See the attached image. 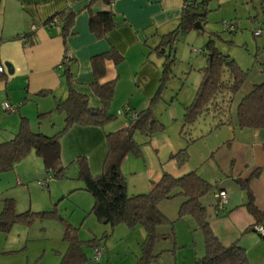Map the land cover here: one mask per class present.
I'll use <instances>...</instances> for the list:
<instances>
[{
    "label": "crops",
    "instance_id": "0c3cea01",
    "mask_svg": "<svg viewBox=\"0 0 264 264\" xmlns=\"http://www.w3.org/2000/svg\"><path fill=\"white\" fill-rule=\"evenodd\" d=\"M209 1L220 4L224 0H111L110 5L89 0H0V66L5 68L0 74V143L18 133L22 119L27 120L31 130L46 136H53L63 128L64 114L55 111V105L67 97L68 88L62 76L65 68L60 69L59 65L68 53L72 55L68 64L71 87L88 97L91 108L101 107L91 86L96 80L92 74L93 59H101L104 68V76L96 80L98 84L114 82L110 106L118 112L125 105L134 114L140 113L150 107L153 99L166 100L165 92L174 94V89L163 73L164 64L168 63L166 57L172 55L168 48L163 49L164 37L177 29L188 9L196 7L206 16ZM186 4L195 6L185 9ZM63 11L74 15L66 37L61 35L62 26L45 24ZM98 12L111 13L113 24L104 33L92 31L88 25ZM251 88L243 90L241 98ZM3 103H8L15 112L2 111ZM40 115L43 117L39 119ZM228 118V124L216 127L217 119L206 117L191 128L193 142L187 147L188 160L180 167L169 156L184 149L185 142L176 143L168 136L158 145L153 138L152 148L160 151L161 158L157 157V163L146 169L147 183L141 189L136 188L139 192L132 195L149 192L151 183L158 181L163 173L181 177L193 171L212 185L211 191L199 201L207 213L209 229L222 246L236 243L247 256L244 239L255 234L252 226L264 228V129L239 128L236 110L232 114L230 109ZM47 119L49 122L45 123ZM127 120L121 121L119 129L129 125ZM105 134L102 128L73 126L60 139L62 166L85 157L91 174L99 175L107 155ZM219 190L228 193L223 211L215 204ZM249 195L259 218L250 215L246 208ZM178 198L185 201L181 196ZM163 202L157 205L162 214ZM96 244L91 247L93 252L101 249L96 261L100 263L105 249L99 241ZM82 252L86 260L83 247Z\"/></svg>",
    "mask_w": 264,
    "mask_h": 264
},
{
    "label": "rangeland",
    "instance_id": "374dc122",
    "mask_svg": "<svg viewBox=\"0 0 264 264\" xmlns=\"http://www.w3.org/2000/svg\"><path fill=\"white\" fill-rule=\"evenodd\" d=\"M207 8L209 10L200 29L178 36L171 52L172 58L164 59L168 62L167 83L174 89V94L165 92L166 100L157 98L145 108H149L154 121L163 126L161 130L150 137L140 131L133 133L137 150L127 155L130 160L124 161L120 170L128 196L139 192L136 188L145 186L146 169L158 161L160 151L152 148L153 138L157 139L158 145L168 136L176 143L184 141L180 134L183 106L194 99L202 77L201 69L206 67L209 56L207 46L247 73L242 89L230 102L218 100L229 106L232 114L240 102L242 91L264 81V0H224L220 4L212 1ZM225 23L232 25L233 33L224 29ZM260 30L261 36H254V32ZM124 106L118 110L123 112ZM112 109V105L107 109L114 118L104 125L106 134L119 130L124 118L129 121L125 114L118 115V111ZM68 163L63 162L64 165ZM63 168V176L52 179L54 175L47 173L40 158L31 153L12 170L0 173V212L5 200H12L16 214H33L30 223H14L8 231L0 228V264H61L69 246L64 235L67 228L82 242L86 253L82 264H137L143 255L144 229L138 226L133 230L125 224L111 229L96 221L90 214L93 199L77 178L75 161ZM45 176L50 179L45 181ZM42 181L48 185L42 187ZM182 202L183 199L177 197L160 204L167 221L156 230L157 238L152 246L155 258H151L148 264H194L197 258L204 256L203 231L192 216H179ZM94 239L105 249L100 263L94 260L93 249L89 246ZM244 240H247V264H264V240L256 232Z\"/></svg>",
    "mask_w": 264,
    "mask_h": 264
},
{
    "label": "trees",
    "instance_id": "16d2710c",
    "mask_svg": "<svg viewBox=\"0 0 264 264\" xmlns=\"http://www.w3.org/2000/svg\"><path fill=\"white\" fill-rule=\"evenodd\" d=\"M89 1L91 3L102 2L106 5L111 3V0ZM200 5L204 6V2ZM73 16V14L63 11L56 13L45 24L49 26L51 21H59L60 27L62 26L61 35L66 37ZM204 21L205 16L202 18L196 17L186 10L177 29L164 37L163 49L166 47L171 53L178 36L195 29L196 22H199L201 27ZM112 24L110 12H98L90 18L88 25L92 31L96 30L98 33L99 31L104 33L111 28ZM207 50L209 56H207L206 67L201 69V83L190 106L184 108L180 134L186 147L169 156L170 160H174L179 167L188 160L187 147L193 142L190 133L191 128L201 118L203 119L204 116L210 114V116L217 119L216 127L225 123L228 124L230 109L222 102H225L224 99H227V103L230 102L242 89L246 82L245 79H247V73L238 68L233 61H229L227 57L222 56L212 47L207 46ZM161 53L165 54L163 50ZM170 58L172 56L166 57V59ZM100 61L101 59H93L92 61V74H94L96 80L104 76V68ZM164 65L163 73L166 75L168 74V65L167 63ZM62 76L68 88L67 97L55 105V110L64 114L62 130L53 136H46L39 131L31 130L27 120L22 119L18 133L11 140L0 143V173L12 170L18 162L34 153L40 158L45 171L54 175V177H51L52 179L60 178L63 176L62 172L64 171L60 161L61 136H64L73 126H93L103 129L108 121L113 120L114 117L109 114L107 109L110 106L111 97H113L114 82L102 86L95 80L91 86L95 96L100 101L101 107L91 108L88 97L77 93L71 87L72 75H70L68 66ZM221 99L224 101L218 102ZM135 114V120L128 121L129 125L127 127L105 134L107 155L104 159L103 170L99 175L93 176L91 174L85 157L74 160L77 165V178L82 182L83 190L90 194L93 199L90 214L95 216L96 221L110 226L111 229L119 224H125L130 229L141 226L146 233V238L145 242L142 243L143 255H141L142 258L138 264H148L151 258H155L152 254V246L157 238L156 230L167 221L157 205L162 201L181 196L185 201L180 207L179 216L187 214L192 216L204 235L205 255L194 264H247V256L241 247L236 243L229 247L222 246L209 229L207 213L199 201L211 191L212 185L202 180L193 171L181 177H173L168 173H163L158 181L151 183L149 192L132 196L127 195L126 181L120 170L127 155L137 150V146L133 141V133L140 131L150 137L155 131L163 128L157 121H154L152 111L149 108ZM125 115H127L126 112ZM41 117L43 115L38 118ZM236 118L239 128L264 129V81L254 85L241 98L236 108ZM47 179L50 178L45 176V181ZM243 185L246 188V185ZM246 203L250 215L259 218V211L256 210L250 195ZM14 211V202L5 200L3 210L0 212V228L2 230L8 231L12 224L17 222H31L33 214H16ZM64 235L69 242V246H67L66 254L61 258V264H82L85 260L82 252V242L77 239L75 234L71 235L68 228ZM260 237L264 240V237ZM97 242L94 239L89 246L93 247Z\"/></svg>",
    "mask_w": 264,
    "mask_h": 264
},
{
    "label": "built area",
    "instance_id": "2783aa9c",
    "mask_svg": "<svg viewBox=\"0 0 264 264\" xmlns=\"http://www.w3.org/2000/svg\"><path fill=\"white\" fill-rule=\"evenodd\" d=\"M195 5L192 4H186L185 9L188 7H192ZM49 27H60V22L57 20H53L49 23ZM224 29L229 32V33H233L234 29L232 27V25H230L229 23H225L224 25ZM254 36L256 37H260L261 36V30L260 31H256L254 32ZM21 39H25V37H21ZM72 60V55L70 53L66 54L63 57V60L60 62L59 68H65L68 66L69 62H71ZM5 70L4 67L0 66V74L3 73ZM2 109L4 112H9V113H13L15 112V109L13 107H11L8 103H3L2 104ZM125 112L127 113V116L129 117V121L135 120L136 118V114H134L132 111L129 110L128 106H125V109L123 112H118V115H123L125 114ZM48 180V179H47ZM47 182L45 183L44 181L41 182V186L42 187H46ZM48 185V184H47ZM215 201H216V207L217 209L220 210H224L226 207V203H228V193L225 190H219L216 195H215ZM254 232H256L259 236L264 237V228L260 227V225H254L252 226ZM100 253H101V249H96L94 252V260L98 261L100 257Z\"/></svg>",
    "mask_w": 264,
    "mask_h": 264
},
{
    "label": "water",
    "instance_id": "95a60500",
    "mask_svg": "<svg viewBox=\"0 0 264 264\" xmlns=\"http://www.w3.org/2000/svg\"><path fill=\"white\" fill-rule=\"evenodd\" d=\"M196 7L192 8V9H188L187 12L190 14L195 15L196 17H203L205 16V14L202 11H198V9H195ZM195 29H200V23L196 22L195 23ZM6 67L8 68L9 73L11 74V69L9 67V65H6Z\"/></svg>",
    "mask_w": 264,
    "mask_h": 264
}]
</instances>
